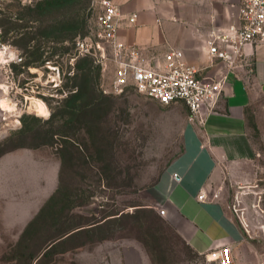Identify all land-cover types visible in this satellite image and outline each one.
Instances as JSON below:
<instances>
[{"label":"rangeland","instance_id":"rangeland-1","mask_svg":"<svg viewBox=\"0 0 264 264\" xmlns=\"http://www.w3.org/2000/svg\"><path fill=\"white\" fill-rule=\"evenodd\" d=\"M50 1L0 0V34L6 52L22 57L9 68L0 65V101L6 99L9 120L14 122V126L8 123L0 128V216L5 222L0 226V237L5 238H0V264H206L175 239L168 224L164 260L130 218L118 220L101 233L104 236L90 232L104 214L115 209L155 204L158 194L153 184L182 150L184 123L193 122L184 106L163 107L132 88L121 94L104 93L111 77L99 68L93 83L106 96L103 112L96 119L102 138L99 134L97 145L93 144L94 135L84 123L67 129V89L81 81L85 70L73 59L74 42L93 29L99 0L63 4L58 9H52ZM16 117L18 121L13 120ZM62 136L79 143L87 163H79L81 170L65 164V173L77 172L69 176L76 193L65 204L66 224L60 227L88 229L86 234L75 232L67 237L43 230L31 241L26 222L65 182L61 176ZM262 163L264 175V160ZM245 239L249 252L244 259L252 263L256 258L263 264L264 234ZM33 244L38 250L33 251Z\"/></svg>","mask_w":264,"mask_h":264},{"label":"crops","instance_id":"crops-1","mask_svg":"<svg viewBox=\"0 0 264 264\" xmlns=\"http://www.w3.org/2000/svg\"><path fill=\"white\" fill-rule=\"evenodd\" d=\"M113 1L120 12L117 37L125 44L138 46L147 56L161 61L169 50L180 49L188 63L207 66L204 70L207 76H215L225 68L221 61L208 65L205 40L210 28L234 22L239 0ZM133 15V20H129ZM246 52L252 60V71L229 72L216 111L207 116L201 127L195 122L184 123L182 150L153 184L158 194L155 204H132L126 210L115 209L104 214L97 223L99 226L90 232L94 230L95 234L104 236L101 233L118 220L130 218L147 234L164 260L168 224L175 239L202 259L209 249L228 243L239 264H258L256 258L252 263L244 259L249 246L231 211L235 184L253 182L263 175L259 168L264 160V43L247 46ZM1 106L10 108L6 99L1 100ZM168 106L187 109L182 102ZM79 149L81 146L72 139L63 146L61 176L65 182L51 192L26 222L30 226L31 241L37 240L43 230L65 237L75 232L86 234L85 226L69 230L60 227L66 224L63 210L68 205L65 204H70L72 194L76 193L69 176L77 172L65 173L66 165L79 166L81 170L79 163L86 162ZM173 173H177L176 178ZM217 189H220L219 197L211 199ZM200 193H205L206 199H198ZM160 208L163 213L159 212ZM67 214L71 216V212ZM4 225L0 216V226ZM21 234L20 230L18 240ZM32 249L36 251L38 246L33 244Z\"/></svg>","mask_w":264,"mask_h":264},{"label":"built area","instance_id":"built-area-1","mask_svg":"<svg viewBox=\"0 0 264 264\" xmlns=\"http://www.w3.org/2000/svg\"><path fill=\"white\" fill-rule=\"evenodd\" d=\"M133 17L129 20H133ZM120 12L113 0H99V11L90 34L75 41V54L89 55L99 68L110 73V85L104 92L121 94L128 88L147 96L160 105L182 102L188 109V119L202 125L218 107V101L229 72H251L252 60L247 46L264 43V0H239L234 22L212 27L206 36L208 65L221 61L225 68L215 76L204 73L206 67L188 63L184 52L171 49L163 60L147 56L138 46L127 45L117 37ZM7 45L0 34V65L20 63V54L6 52ZM7 55V56H6ZM25 98V97H24ZM15 103V102H14ZM7 108L0 106V128L14 122L9 120ZM14 118V121H18ZM260 171L263 172L261 166ZM177 177V173H173ZM232 196L231 210L239 227L248 239L264 234V175L253 182H237ZM220 189L211 194L219 197ZM198 199H206L200 193ZM163 213V209H159ZM206 264H237L231 244H220L203 254Z\"/></svg>","mask_w":264,"mask_h":264},{"label":"trees","instance_id":"trees-1","mask_svg":"<svg viewBox=\"0 0 264 264\" xmlns=\"http://www.w3.org/2000/svg\"><path fill=\"white\" fill-rule=\"evenodd\" d=\"M81 1L82 0H51V3L48 5L51 6L52 9H58L63 4L72 5L75 2L80 3ZM73 28L74 27L71 26V30ZM61 29H63V27H61ZM83 62L88 63L84 66ZM79 63H82L83 67L85 68L83 71V76L81 77V81L74 83L71 87H69V89H67L68 93L64 99L67 104L65 111V115L67 116L66 128L72 130L74 127H77L79 123L86 124V126L89 127L88 129L94 135L92 139L94 144L99 134L102 138L100 129H97V124L100 121H96V119L99 118V114L103 112V100L106 98V96L103 95L100 90H97L95 88V83H93L94 78H96L95 76H97L99 73L98 64H96L93 58L89 55L78 56L76 64L80 65ZM80 69L82 70V67H80ZM92 70L95 71L94 76L89 74ZM60 139H62L64 143L63 145L60 144L62 153L63 146L67 143L68 138L62 136ZM96 147L97 146H95V148ZM104 167H106V165Z\"/></svg>","mask_w":264,"mask_h":264},{"label":"bare ground","instance_id":"bare-ground-1","mask_svg":"<svg viewBox=\"0 0 264 264\" xmlns=\"http://www.w3.org/2000/svg\"><path fill=\"white\" fill-rule=\"evenodd\" d=\"M0 106H1V101H0ZM7 106L10 107V106L8 105V103H7Z\"/></svg>","mask_w":264,"mask_h":264}]
</instances>
